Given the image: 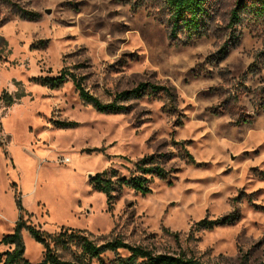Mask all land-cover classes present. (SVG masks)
Instances as JSON below:
<instances>
[{
	"label": "rangeland",
	"instance_id": "1",
	"mask_svg": "<svg viewBox=\"0 0 264 264\" xmlns=\"http://www.w3.org/2000/svg\"><path fill=\"white\" fill-rule=\"evenodd\" d=\"M162 1L0 0V97L25 91L0 98V239L21 215L44 234L82 229L206 262L264 261V16L234 21L250 0H208L204 32L185 41L169 37ZM62 69L126 109L97 111L69 76L56 87L34 81ZM150 85L175 89V108ZM152 153L170 176L153 177L145 195L114 192L108 209L91 178L111 168L127 177L125 166ZM227 214L236 219L195 225ZM21 236L24 256L40 262L45 245Z\"/></svg>",
	"mask_w": 264,
	"mask_h": 264
},
{
	"label": "trees",
	"instance_id": "2",
	"mask_svg": "<svg viewBox=\"0 0 264 264\" xmlns=\"http://www.w3.org/2000/svg\"><path fill=\"white\" fill-rule=\"evenodd\" d=\"M163 7L168 15L169 37L174 39L180 34L185 41H194L202 35L210 11L208 0H163ZM252 12L256 16H264V0H250L248 2L238 1V6L231 12V18L237 20L238 12ZM69 76L78 91L81 100L90 104L100 112H122L126 107L114 102L103 103L96 96L91 94L82 84L81 77H78L62 69L57 76H39L34 81L42 85L51 87L59 86L64 79ZM151 88L156 86L150 85ZM164 92L166 102L175 108L176 92H172L169 87L157 86L156 91ZM135 94L134 91L131 93ZM25 95L23 88H20L15 97L7 91L1 94V100L5 104H11ZM129 92L119 93L118 98H126ZM73 123L63 122L62 125L69 126ZM1 130V128H0ZM182 143V142H176ZM186 158L192 159L187 151H183ZM129 175L119 174L114 169H105L97 172L92 178L93 188L106 195L108 209L112 207L115 196L114 192L121 191L124 187L131 188L142 195L151 192L149 185L153 177L167 179L171 174V169L167 168L163 162L162 155H144L132 162V167L125 166ZM16 203L21 210L20 200L15 196ZM236 219L233 214H227L215 219L203 218L195 223L197 228L210 229L217 225L226 224ZM25 228L38 241L45 245L43 258L38 263H32L24 256V243L21 230ZM176 240L179 234L173 233ZM0 242L7 245L9 249L0 252V264H225L220 262H206L188 253L183 249L159 251L147 245L135 244L125 241L122 237L111 234H100L94 236L91 232L82 229L63 228L57 234H44L33 226L25 225L20 218L17 220L14 232L5 234ZM107 252H111L113 257L105 259ZM123 252V253H122ZM260 264H264V261Z\"/></svg>",
	"mask_w": 264,
	"mask_h": 264
},
{
	"label": "built area",
	"instance_id": "3",
	"mask_svg": "<svg viewBox=\"0 0 264 264\" xmlns=\"http://www.w3.org/2000/svg\"><path fill=\"white\" fill-rule=\"evenodd\" d=\"M61 160H62L63 162H67V161L69 160V157H65V156H63V157H61Z\"/></svg>",
	"mask_w": 264,
	"mask_h": 264
},
{
	"label": "water",
	"instance_id": "4",
	"mask_svg": "<svg viewBox=\"0 0 264 264\" xmlns=\"http://www.w3.org/2000/svg\"><path fill=\"white\" fill-rule=\"evenodd\" d=\"M47 12H49V10Z\"/></svg>",
	"mask_w": 264,
	"mask_h": 264
}]
</instances>
